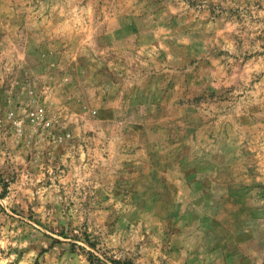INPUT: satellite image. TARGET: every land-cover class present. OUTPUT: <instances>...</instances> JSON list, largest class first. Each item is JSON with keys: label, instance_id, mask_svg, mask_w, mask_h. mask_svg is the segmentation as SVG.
Returning a JSON list of instances; mask_svg holds the SVG:
<instances>
[{"label": "rangeland", "instance_id": "1", "mask_svg": "<svg viewBox=\"0 0 264 264\" xmlns=\"http://www.w3.org/2000/svg\"><path fill=\"white\" fill-rule=\"evenodd\" d=\"M0 264H264V0H0Z\"/></svg>", "mask_w": 264, "mask_h": 264}]
</instances>
